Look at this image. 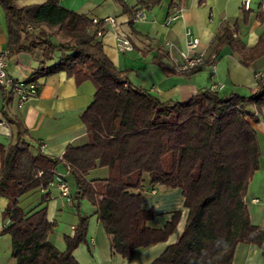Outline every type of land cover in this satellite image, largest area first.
<instances>
[{
  "label": "trees",
  "instance_id": "16d2710c",
  "mask_svg": "<svg viewBox=\"0 0 264 264\" xmlns=\"http://www.w3.org/2000/svg\"><path fill=\"white\" fill-rule=\"evenodd\" d=\"M132 18L124 0H115ZM7 24V50L10 55L27 51L39 64L29 80L65 70L77 81L88 75L67 62L78 56L93 58L98 67L90 74L95 85L94 100L81 114L88 141L68 145L60 158H50L27 146H20L21 123L7 116L17 129V141L1 149L0 194L8 196L5 213L11 224L1 233L11 237L15 264H79L72 252L86 243L89 215L78 212L72 235H64V250L49 239L57 223L47 217L43 206L30 213L18 205L19 195L41 188L55 177L58 163L69 166L75 185V200L87 198L94 206L111 249L130 257L138 247L166 241L177 231L179 212L163 228L146 225L155 213L144 209V175L149 183L167 188L179 187L188 215L176 239L150 264H232L238 243L257 244L264 252V230L250 221L244 203L248 181L259 167L260 149L248 120V107L264 106V77L248 96H220L218 91L200 89L184 102L162 100L129 83L125 71L118 70L104 51L91 18L46 0L30 7L16 0H0ZM31 26L32 29H28ZM61 34L66 40L51 36ZM225 44L240 53L246 65L264 54V33L257 44L245 47L225 27L216 37L214 50ZM57 54V61L51 64ZM211 55V54H210ZM206 56V61L214 64ZM97 167L107 168V176L87 179ZM49 197L41 195L43 204ZM78 208V206H77Z\"/></svg>",
  "mask_w": 264,
  "mask_h": 264
},
{
  "label": "crops",
  "instance_id": "0c3cea01",
  "mask_svg": "<svg viewBox=\"0 0 264 264\" xmlns=\"http://www.w3.org/2000/svg\"><path fill=\"white\" fill-rule=\"evenodd\" d=\"M45 1L16 0L19 6L28 7L25 11L27 17L33 14L30 7ZM140 1L144 2L145 6L141 8L146 12V19L137 22L115 0H59V3L88 18L115 16L118 28L129 36L133 49L125 53L117 51L114 36L107 29L99 37L105 53L118 70L125 71L129 83L162 100L184 102L198 90L208 89L213 81L224 85L218 90L220 96H248L254 92L258 82L255 72L264 69V54L246 65L240 61V53L229 45L222 46L219 52L214 50V46L216 37L228 27L245 47V52L254 47L264 33V0H250L247 10L243 8V0H124L130 10L138 7ZM177 8L182 9V15L168 20ZM186 28L199 37L200 51L206 56L212 53L216 55L214 64L207 63L196 73L178 72L173 66V59L178 58L179 52L185 48ZM51 39L63 41L66 37L55 34ZM7 42L6 16L0 4V51L7 49ZM57 59L56 54L47 63H54ZM38 64L32 54L19 51L8 55L7 71L15 79L29 80ZM67 66L88 76L77 81L74 75L67 74L65 70L41 76L36 79L39 84L37 97L22 108L16 106V96L0 86V169L1 149H6L18 138L16 126L7 121L8 115L22 125L23 133L18 138L19 145L27 146L33 154L42 152L52 159L60 158L68 145L78 146L88 141L81 114L94 100L96 89L90 74L98 67V62L93 58L78 56L69 60ZM248 110L251 114L247 118L256 133L260 155L259 167L248 181L244 203L250 221L264 230V106L256 109L253 105ZM55 169L75 186L63 162L58 163ZM106 176L107 168L97 167L86 178L99 179ZM45 191L49 192V197L41 204V195ZM136 192L145 195L142 207L152 209L155 213L152 219L147 220L148 227L163 228L173 214L179 212L177 231L166 241L135 248L130 257H123L111 249L108 236L97 215L93 213L94 206L89 201L88 205L84 203L85 214L89 215L87 240L72 252L79 264H150L176 239L188 215L182 190L179 187L154 186L148 179V183L144 182L143 187ZM17 202L28 213L45 206L48 219L57 223L55 231L50 235L56 234L60 239L64 235H72L78 217L75 221L70 218V205L58 196L56 188H35L19 195ZM8 203V196L0 194V264H15L11 256V237L1 233L3 228L11 224L5 213ZM75 203L78 206L77 211L81 213L82 198L76 199ZM232 264H264V252L257 244L240 242L236 245Z\"/></svg>",
  "mask_w": 264,
  "mask_h": 264
},
{
  "label": "built area",
  "instance_id": "2783aa9c",
  "mask_svg": "<svg viewBox=\"0 0 264 264\" xmlns=\"http://www.w3.org/2000/svg\"><path fill=\"white\" fill-rule=\"evenodd\" d=\"M250 0H243L242 5L244 9H249ZM182 15V9L177 8L175 12L168 17V20H173ZM146 19V12L144 8H138L132 16L134 22ZM92 23L96 25V35L101 37L108 29L114 36V45L117 51L125 53L133 49V44L129 36L120 31L118 22L115 16L106 15L104 17H92ZM28 29H32L31 26ZM185 48L179 52V57L173 59L174 69L178 72H191L196 73L201 67L206 65V54L198 49L199 37L195 36L189 28L184 31ZM8 50L0 51V86L6 92L16 96V106L22 108L28 101L37 97L39 92V84L36 81L15 79L7 71L8 65ZM212 59L216 57L215 53L210 55ZM256 77L259 79L264 77V69L255 72ZM223 83L213 81L209 85L212 91H218L223 87ZM69 171V166H66ZM48 187H54L58 191V196L62 198L64 203H68L72 208L77 207L75 203V186H72L65 178L64 175L55 172V177L48 183ZM77 208H75L76 210ZM75 226H73V229Z\"/></svg>",
  "mask_w": 264,
  "mask_h": 264
},
{
  "label": "rangeland",
  "instance_id": "374dc122",
  "mask_svg": "<svg viewBox=\"0 0 264 264\" xmlns=\"http://www.w3.org/2000/svg\"><path fill=\"white\" fill-rule=\"evenodd\" d=\"M148 179H149V176H148V174H145L144 175V182H146V183H148ZM73 186V185H72ZM51 189V188H50ZM82 198V212H81V214H83V215H86L85 213H86V211H85V204H87L88 205V203H90L89 202V200L87 199V198H83V197H81ZM85 203V204H84ZM18 205H20L19 204V202H18ZM70 208L69 209H71V214H69V216H70V218L71 219H73V221H75L76 219H77V217H78V212H77V209L75 210V208H77V207H75V208H72V206H69ZM68 211V210H67ZM56 229V228H55ZM50 239H51V241L53 242V244H55V246L59 249V250H64L65 249V244L63 243L64 242V240H63V238H58L57 236H56V234H54V235H50ZM64 244V245H63Z\"/></svg>",
  "mask_w": 264,
  "mask_h": 264
}]
</instances>
